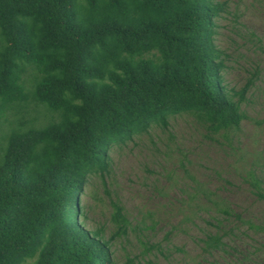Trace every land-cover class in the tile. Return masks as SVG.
<instances>
[{"label":"trees","instance_id":"1","mask_svg":"<svg viewBox=\"0 0 264 264\" xmlns=\"http://www.w3.org/2000/svg\"><path fill=\"white\" fill-rule=\"evenodd\" d=\"M227 13L215 0H0V264H114L122 209L107 237L80 206L93 178L105 185L113 149L176 116L208 138L241 128L259 75L223 84L214 36ZM30 98L54 118L1 133L3 112Z\"/></svg>","mask_w":264,"mask_h":264},{"label":"rangeland","instance_id":"2","mask_svg":"<svg viewBox=\"0 0 264 264\" xmlns=\"http://www.w3.org/2000/svg\"><path fill=\"white\" fill-rule=\"evenodd\" d=\"M215 1L228 12L214 36L227 56L223 84L239 91L259 75L242 106L248 119L226 140L208 138L190 115L176 116L167 129L113 149L105 185L93 178L80 206L86 227L103 228L107 237L122 209L130 226L114 243V264H264V0ZM18 106L3 112L1 133L54 118L31 98ZM208 237L219 245L209 248Z\"/></svg>","mask_w":264,"mask_h":264}]
</instances>
